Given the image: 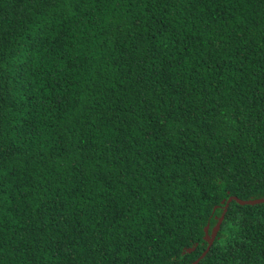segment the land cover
I'll list each match as a JSON object with an SVG mask.
<instances>
[{
  "label": "trees",
  "instance_id": "obj_1",
  "mask_svg": "<svg viewBox=\"0 0 264 264\" xmlns=\"http://www.w3.org/2000/svg\"><path fill=\"white\" fill-rule=\"evenodd\" d=\"M264 0H0V264H264ZM224 200V202H222Z\"/></svg>",
  "mask_w": 264,
  "mask_h": 264
},
{
  "label": "water",
  "instance_id": "obj_2",
  "mask_svg": "<svg viewBox=\"0 0 264 264\" xmlns=\"http://www.w3.org/2000/svg\"><path fill=\"white\" fill-rule=\"evenodd\" d=\"M231 200H235L239 204H243V205L244 204L252 205V204H257V203L263 202L264 201V197L257 198V199L242 200V199H240V198H238L236 196H230L227 199V201L225 202L224 207H226L228 202H230ZM222 202H224V200H222ZM221 220H222V216L219 217L218 222L213 227V229H212V231L210 233H208V226L206 225L204 227V234H205L204 238H205V240L207 241L208 244H207L206 248L204 249V251L200 254V256L197 259H195L191 264H197L198 261L207 253V251L209 250V247H210V245H211V243H212V241H213V239L215 237L216 230H217Z\"/></svg>",
  "mask_w": 264,
  "mask_h": 264
}]
</instances>
